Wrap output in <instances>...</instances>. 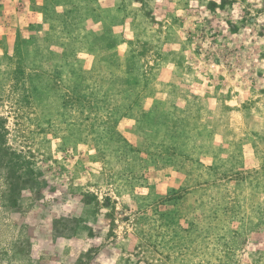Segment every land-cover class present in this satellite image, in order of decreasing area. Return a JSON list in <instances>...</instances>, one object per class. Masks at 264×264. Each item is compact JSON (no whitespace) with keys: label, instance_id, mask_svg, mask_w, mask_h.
<instances>
[{"label":"rangeland","instance_id":"1","mask_svg":"<svg viewBox=\"0 0 264 264\" xmlns=\"http://www.w3.org/2000/svg\"><path fill=\"white\" fill-rule=\"evenodd\" d=\"M0 264H264V0H0Z\"/></svg>","mask_w":264,"mask_h":264}]
</instances>
